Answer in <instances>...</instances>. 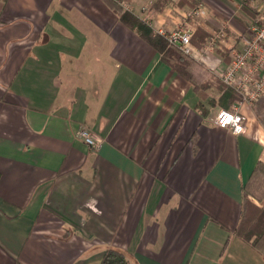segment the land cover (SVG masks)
Wrapping results in <instances>:
<instances>
[{"label": "crops", "instance_id": "crops-1", "mask_svg": "<svg viewBox=\"0 0 264 264\" xmlns=\"http://www.w3.org/2000/svg\"><path fill=\"white\" fill-rule=\"evenodd\" d=\"M154 1L130 0L149 41L103 0H0V264H99L111 248L133 264H264L233 232L264 127L246 105L243 134L210 123L221 107L160 60L159 31L191 8ZM198 1L195 31L225 26L220 45L238 48L255 14L241 26ZM197 63L213 82L225 65L216 45Z\"/></svg>", "mask_w": 264, "mask_h": 264}, {"label": "built area", "instance_id": "built-area-1", "mask_svg": "<svg viewBox=\"0 0 264 264\" xmlns=\"http://www.w3.org/2000/svg\"><path fill=\"white\" fill-rule=\"evenodd\" d=\"M123 9L131 10L130 0H113ZM255 14L254 19L239 35V47L230 49L229 61L215 71V77L225 86L235 91L240 99L227 109L217 108L209 118L214 126L223 128L233 135H241L246 130V119L240 108L253 106L264 96V0H246ZM208 15L202 3L189 9L181 24L165 33L159 31L167 44L175 46L183 54L196 61H203L204 54L215 49L216 42L225 37V26L213 32L209 40L196 50L192 45L195 26ZM196 22V23H194ZM79 137L89 147L98 145L95 136L86 129H80Z\"/></svg>", "mask_w": 264, "mask_h": 264}, {"label": "trees", "instance_id": "trees-1", "mask_svg": "<svg viewBox=\"0 0 264 264\" xmlns=\"http://www.w3.org/2000/svg\"><path fill=\"white\" fill-rule=\"evenodd\" d=\"M104 3L113 11L119 21L127 28L135 30L139 34L145 33L148 40H156L152 36V30L147 28L142 30V21L139 17L134 15L131 11L123 9L117 2L113 0H103ZM170 0H155L151 8L158 13L163 11ZM200 2L198 0H178V6L195 8ZM248 1L243 0L242 6ZM143 33V34H144ZM211 34L203 28H198L193 35L192 44L196 48L202 47L210 38ZM159 42V41H158ZM218 44V46H217ZM217 53L223 59L225 64L229 61L228 51L223 49L220 41L216 42ZM160 60L176 72L179 76L189 81L193 85L194 91L199 95L201 100H206L210 107L219 106L223 109H229L231 105L240 99V96L232 89L225 87L218 78L211 80H204L198 73L199 64L195 59L183 54L175 46L169 45L166 41L160 42ZM214 87L218 91V97H209L206 94L208 90ZM204 108L203 105H198ZM252 111L256 119L264 127V96L259 99L253 106ZM260 194L257 197V194ZM258 204H255L252 197ZM264 164L257 163L255 166L249 182L243 185L241 212L239 221L234 234L241 238L246 243L250 244L255 250L264 256ZM99 264H133L130 258L124 252L111 248L107 249Z\"/></svg>", "mask_w": 264, "mask_h": 264}, {"label": "rangeland", "instance_id": "rangeland-1", "mask_svg": "<svg viewBox=\"0 0 264 264\" xmlns=\"http://www.w3.org/2000/svg\"><path fill=\"white\" fill-rule=\"evenodd\" d=\"M213 1L214 0H210V2H209V0H207V3H209L208 5H210L211 7H213V8H215L216 9V11H218L219 12V15H222V16H224L223 14V12H228L230 15H228L229 17L231 16V13H234V15H233V17H232V19L236 22V23H238L239 25H241V26H244L245 24H246V21H245V19H244V17H246V16H251V17H253V15H254V12H253V9H252V7H251V5L248 3H246L245 4V6H243V7H237V5L236 4H234L232 1H230V0H215V1H218V3H219V5L218 4H216V5H211L212 3H213ZM212 2V3H211ZM221 9H223L222 11H221ZM226 9H227V11H226ZM221 12V13H220ZM231 18V17H230ZM213 80V79H212ZM252 107V106H251ZM260 194L258 193L257 194V197L259 196ZM252 197V196H251ZM255 204H258L257 202H256V200L252 197V199H251ZM264 201V200H263Z\"/></svg>", "mask_w": 264, "mask_h": 264}]
</instances>
